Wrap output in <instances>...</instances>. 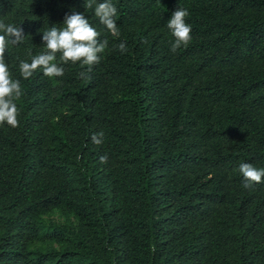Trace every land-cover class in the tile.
<instances>
[{
    "label": "trees",
    "instance_id": "16d2710c",
    "mask_svg": "<svg viewBox=\"0 0 264 264\" xmlns=\"http://www.w3.org/2000/svg\"><path fill=\"white\" fill-rule=\"evenodd\" d=\"M111 2L118 38L86 0H0L25 35L4 56L23 95L0 124V264H264V178L239 172L264 169V0ZM179 7L191 40L172 52ZM72 13L108 41L100 62L57 53L63 76L25 80Z\"/></svg>",
    "mask_w": 264,
    "mask_h": 264
},
{
    "label": "clouds",
    "instance_id": "9594fccd",
    "mask_svg": "<svg viewBox=\"0 0 264 264\" xmlns=\"http://www.w3.org/2000/svg\"><path fill=\"white\" fill-rule=\"evenodd\" d=\"M95 4L94 13L113 35L119 37L120 32L117 28L114 17L117 9L111 0H103L96 3V0H86L85 7L92 8ZM189 12L186 9L178 8L167 22V27L171 31L173 40L169 42L170 50L177 51L181 46H187L191 40V26L186 23V17ZM63 27L58 28L55 25L43 31L42 40L46 51L35 56H31V62L20 60L19 71L26 80L30 78L37 69H42L43 74L50 78L61 77L64 75V68L56 62L57 53L63 63L82 62L84 65L91 66L100 62V54L105 51L108 41L99 39L100 33L89 23L84 14L72 13L66 14ZM0 124L7 123L12 127L19 125V109L16 101L23 95L20 80L13 79L8 65L5 63V52L8 44L18 45L24 40L22 27H16L12 24L0 22ZM118 47L121 53L127 52L126 43L121 42ZM83 75V74H81ZM103 136L101 132L99 134ZM92 140L100 144L94 134ZM102 163L107 162V156H101ZM245 183V188H250L253 183L261 182L264 178V169H258L251 163H241L239 166Z\"/></svg>",
    "mask_w": 264,
    "mask_h": 264
},
{
    "label": "rangeland",
    "instance_id": "374dc122",
    "mask_svg": "<svg viewBox=\"0 0 264 264\" xmlns=\"http://www.w3.org/2000/svg\"><path fill=\"white\" fill-rule=\"evenodd\" d=\"M44 219L49 225L71 226V222L65 218L61 213H52L44 216ZM53 246H56L55 244Z\"/></svg>",
    "mask_w": 264,
    "mask_h": 264
}]
</instances>
